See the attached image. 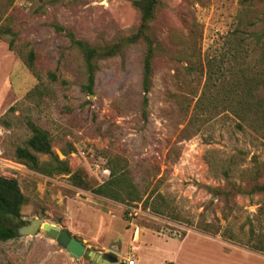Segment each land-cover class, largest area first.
I'll list each match as a JSON object with an SVG mask.
<instances>
[{
  "label": "rangeland",
  "instance_id": "rangeland-1",
  "mask_svg": "<svg viewBox=\"0 0 264 264\" xmlns=\"http://www.w3.org/2000/svg\"><path fill=\"white\" fill-rule=\"evenodd\" d=\"M262 12L264 0L247 7L238 0H163L151 23L163 51L152 60L144 119L140 45L100 60L87 93L83 59L54 26L91 44L114 40L138 22L131 0H0V20L10 16L16 33L13 49L0 36V175L16 178L25 197L22 219L39 217L67 229L88 249L124 250L125 258L135 259L130 252L139 243V255L153 264L171 259L178 244L188 264H204L206 257L264 264V254L246 245L251 230L264 237L262 199L214 196L203 187L223 185L222 170L230 163L241 174L253 154L264 161L263 139L218 92L264 70ZM29 51L34 72L22 57ZM29 122L48 133L51 150L70 173L45 174L15 158V148L31 134ZM38 158L42 165L49 162L46 154ZM117 158L126 164L141 201L127 205L91 191L109 176L101 168ZM74 172L90 188L74 183ZM158 195L169 206L162 215L143 204ZM204 221L232 240L198 229ZM0 264L93 262L69 257L39 232L0 242Z\"/></svg>",
  "mask_w": 264,
  "mask_h": 264
},
{
  "label": "trees",
  "instance_id": "trees-1",
  "mask_svg": "<svg viewBox=\"0 0 264 264\" xmlns=\"http://www.w3.org/2000/svg\"><path fill=\"white\" fill-rule=\"evenodd\" d=\"M256 1L263 0H238L243 7L252 5ZM162 5L163 0H131V6L138 15L136 26L127 35L99 44H91L86 40L77 39L72 32L63 26L54 24L57 30L64 32L70 44L80 53L83 59L86 71V83L82 87L84 91L87 93L92 92L100 60L121 54L128 46L140 45L142 52L140 72L142 91L141 114L146 119L149 101L147 95L152 88V60L157 52L163 51V47L151 32V23L156 17L157 10ZM261 21L264 26V12H262ZM0 36L6 37L10 49L14 48L16 33L13 30L10 16L0 20ZM17 53L20 55V49H17ZM22 57L29 69L34 72L33 52L29 51L25 56L22 54ZM218 92L220 101L226 107H229L230 111L242 123L250 127L264 141V70L256 77H245L243 81L236 78L230 87H221ZM197 103L195 104L196 108L198 107ZM179 104L182 105L180 102ZM238 125L242 128L241 124ZM28 127L31 134L23 145L15 148V158L29 168L45 174H51L52 172L70 173L67 162L59 160L51 150L48 133L30 122ZM39 154H46L49 157V162L42 165L38 158ZM125 166L123 159L110 160L108 178L103 183L91 188L87 186V182L81 178L78 172H74L71 176L74 179V183L80 187L90 188L96 194L130 205L132 202L141 201L142 198ZM237 171L239 172L230 163L222 170L225 181L223 185L210 186L203 184V187L214 196H223L225 198L232 195L249 198L258 196L262 199L258 209L260 214H264V161L258 155L253 154L249 158L248 167L243 172H240L241 174H238ZM235 175H237L236 178ZM24 202L25 197L16 178L0 175V242L17 237L16 228L27 223L21 217V207ZM143 204L157 215L165 214V209H169V206L166 205L165 200L160 195L156 196V198L154 197L152 201L145 199ZM196 227L208 234H219L225 240H232L225 231L220 230L219 226L211 222L204 221ZM256 235L251 230L249 234L251 243L245 244L248 249L264 254V237H256ZM254 237H256V240ZM160 264L175 263L165 261Z\"/></svg>",
  "mask_w": 264,
  "mask_h": 264
},
{
  "label": "water",
  "instance_id": "water-1",
  "mask_svg": "<svg viewBox=\"0 0 264 264\" xmlns=\"http://www.w3.org/2000/svg\"><path fill=\"white\" fill-rule=\"evenodd\" d=\"M16 232L18 235H34L41 232L53 240L73 259L85 256L93 264H122L118 250H113L111 253H101L88 249L81 240L72 236L67 229L42 221L39 217H35L27 223L18 226Z\"/></svg>",
  "mask_w": 264,
  "mask_h": 264
},
{
  "label": "crops",
  "instance_id": "crops-1",
  "mask_svg": "<svg viewBox=\"0 0 264 264\" xmlns=\"http://www.w3.org/2000/svg\"><path fill=\"white\" fill-rule=\"evenodd\" d=\"M194 231V230H192ZM190 231L186 232L183 237H180V241H183L184 238L187 236V234H189ZM206 235V234H205ZM208 239H216L215 237H212L210 238V235H208ZM173 236H165L164 239H170L172 238ZM139 243H136L133 248H131V252L130 253H133V255L135 256V264H138L139 261L142 260L143 264H153V262L148 258H145L141 255H139V251H140V245H138ZM144 244H148V243H145ZM149 245H151V243H149ZM231 247L233 246L232 244L230 245ZM177 247H180V245L178 244ZM177 247L174 249L175 251H172L171 252V256L172 258L169 259V260H165V259H160L158 261V263L156 262L155 264H160V263H163L165 261H172L174 262L175 264H188L184 259H182L180 257V254H178V250H177ZM247 252H250L249 250H246ZM120 255H119V259L121 260L122 263H125L124 260L126 259L125 258V251L124 250H121L119 251ZM252 253V252H250ZM127 254V253H126ZM263 255V254H262ZM264 258V256H262ZM264 261V259H263ZM219 263H216V260L215 259H211V258H207L206 257V260L204 261V264H227V263H230V261H227L226 259H223V260H220L218 261Z\"/></svg>",
  "mask_w": 264,
  "mask_h": 264
},
{
  "label": "built area",
  "instance_id": "built-area-1",
  "mask_svg": "<svg viewBox=\"0 0 264 264\" xmlns=\"http://www.w3.org/2000/svg\"><path fill=\"white\" fill-rule=\"evenodd\" d=\"M101 170H102L104 173H107L106 175L109 174V170H108L106 167L101 168ZM124 262H125V264H135V259H134V258H126V259L124 260Z\"/></svg>",
  "mask_w": 264,
  "mask_h": 264
}]
</instances>
